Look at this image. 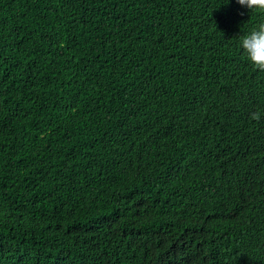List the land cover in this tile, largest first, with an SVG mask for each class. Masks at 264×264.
Here are the masks:
<instances>
[{
    "label": "trees",
    "instance_id": "16d2710c",
    "mask_svg": "<svg viewBox=\"0 0 264 264\" xmlns=\"http://www.w3.org/2000/svg\"><path fill=\"white\" fill-rule=\"evenodd\" d=\"M261 23L0 0V264H264V71L240 46Z\"/></svg>",
    "mask_w": 264,
    "mask_h": 264
},
{
    "label": "clouds",
    "instance_id": "9594fccd",
    "mask_svg": "<svg viewBox=\"0 0 264 264\" xmlns=\"http://www.w3.org/2000/svg\"><path fill=\"white\" fill-rule=\"evenodd\" d=\"M236 2L249 10L264 13V0H236ZM246 60L257 70L264 71V23L252 29L250 33L240 40ZM251 118L259 120L260 114L253 113Z\"/></svg>",
    "mask_w": 264,
    "mask_h": 264
}]
</instances>
